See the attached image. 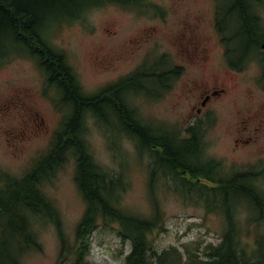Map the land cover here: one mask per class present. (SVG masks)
<instances>
[{
  "label": "rangeland",
  "instance_id": "rangeland-1",
  "mask_svg": "<svg viewBox=\"0 0 264 264\" xmlns=\"http://www.w3.org/2000/svg\"><path fill=\"white\" fill-rule=\"evenodd\" d=\"M217 5L218 0H146L145 5L128 9L107 4L56 27L49 43L64 53L87 95L133 74L147 61L151 63L147 66L153 67L149 73L177 71L171 86L160 89V96L144 98L141 93H128L138 119L155 129L171 130L173 126L175 131H202L198 138L201 163L214 160L221 168L209 165L208 178L213 182L196 177L192 183L199 181L214 188L220 178L252 171L256 188L264 193V63L250 57L239 67L231 66L215 25ZM259 16L264 25V0ZM164 56L170 58L171 67L159 68L160 63L151 62ZM143 81L149 88L158 85L156 78ZM212 90L219 92L203 106V97ZM69 111L35 59L14 58L1 66V174L23 178L32 172L51 151L52 137ZM105 125L89 114L84 140L97 163L121 175L125 183L122 207L150 218L154 196L161 220L148 234L153 248L162 253L175 247L177 254L169 257L170 261L201 264L210 243L220 244L228 233L224 213L208 208L213 199L209 193L186 186L183 176L190 179L189 170L181 169V177L175 178L158 173L151 184V157L141 158L137 142L122 137L110 115H106ZM76 170V155L68 151L61 165L40 183L42 192L55 205L59 227L34 216L37 246L23 253L21 264H74L76 249L83 243L91 263L125 264L133 243L120 234L118 223L99 221L89 237H78L86 203L76 182ZM236 216L241 239L251 251L256 236L264 234V221L253 224L258 214L248 201L241 202Z\"/></svg>",
  "mask_w": 264,
  "mask_h": 264
},
{
  "label": "trees",
  "instance_id": "trees-1",
  "mask_svg": "<svg viewBox=\"0 0 264 264\" xmlns=\"http://www.w3.org/2000/svg\"><path fill=\"white\" fill-rule=\"evenodd\" d=\"M262 1L218 0L216 23L231 66L239 67L250 57L264 63V29L257 12ZM107 4L128 9L141 7L146 0H0V67L14 58L35 59L48 70L51 82L61 90L63 104L71 108L60 131L54 136L51 151L32 172L16 178L0 171V181L3 182L0 186V264H21L23 253L36 248L32 229L34 216L59 227L55 205L42 192L40 183L61 165L68 151L76 155V182L86 203L78 237H89L99 221L107 225L116 222L120 225V234L133 243L125 264L178 263L169 260L177 254L175 247L159 253L148 239V234L161 220L155 197L152 196L154 213L150 218H143L122 207L125 183L121 181V175L97 163L84 140L89 114L104 126L106 115L113 117L119 125L120 135L137 142L141 158L151 157H148L151 184L158 173L175 178L181 177V169L189 170L190 179L183 176L186 186L207 192L209 199L213 198L208 201V208L224 213L228 233L220 244L210 243L207 257L202 258L201 264H264V234L256 236L255 246L250 251L241 239L236 216L237 207L242 201H248L258 214L253 224L261 225L264 221V193L254 184L256 175L252 171H239L231 177L217 180L218 186L214 188L199 181L192 183L190 180L196 177L209 179L211 175L208 172L212 170L209 165L218 170L221 168L214 160L210 164L201 163L198 138H201L202 131L190 128L168 133L144 125L136 117L135 109L126 102L125 92L128 90L135 92V89H141L148 95L159 93L160 90L154 87L149 88L143 82L140 84V79L153 77L152 73L139 70L95 95H87L74 71L68 67L65 56L49 43L51 32L56 27L80 19L91 9ZM184 133H187V139L181 138ZM209 180L214 181L212 177ZM83 245L76 249L74 264H93L86 258V243ZM191 264L198 263L192 261Z\"/></svg>",
  "mask_w": 264,
  "mask_h": 264
},
{
  "label": "flooded vegetation",
  "instance_id": "flooded-vegetation-1",
  "mask_svg": "<svg viewBox=\"0 0 264 264\" xmlns=\"http://www.w3.org/2000/svg\"><path fill=\"white\" fill-rule=\"evenodd\" d=\"M261 24L263 26V29H264V25H263V22H262V19H261ZM264 45V44H263ZM264 49V47H263ZM171 63H170V60H169V63L165 60L164 62L162 61V63H160V67L159 68H165V67H171ZM168 73V74H167ZM167 74V75H166ZM153 78H156L157 81H158V85H159V88L162 89L163 87H166L168 88L169 86H171V83L172 81L174 80V77H173V72L172 71H168V72H163L162 74H160L158 71H156L154 73V77ZM264 78V72L262 71V79ZM122 80V78L118 79L115 81L114 84H117L119 83L120 81ZM143 82V79H140V84ZM168 83V84H167ZM219 91H216V90H212L211 92H209L207 95H205L203 97L204 101L202 102V105L204 106L208 100H210V98L213 96V95H216ZM201 109V108H200Z\"/></svg>",
  "mask_w": 264,
  "mask_h": 264
}]
</instances>
